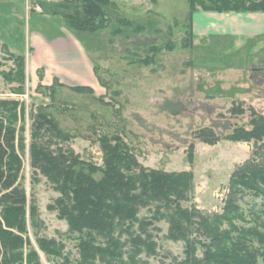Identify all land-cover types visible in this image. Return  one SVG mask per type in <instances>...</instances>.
<instances>
[{"label": "rangeland", "instance_id": "obj_1", "mask_svg": "<svg viewBox=\"0 0 264 264\" xmlns=\"http://www.w3.org/2000/svg\"><path fill=\"white\" fill-rule=\"evenodd\" d=\"M113 1L106 28L78 36L104 83L102 91L78 92L76 86L62 83L53 98L50 90L43 95L31 88L27 63L24 93L18 82L7 78L20 68L11 54L26 53L30 29L43 11L32 12L33 0H0V99L21 101L26 108L25 117L17 122L26 142L21 152V182L29 198L25 230L6 227L23 240L24 262L16 264H28L30 252L39 255L41 264H80V235L70 231L54 208L60 192L31 167L32 114L40 107L70 136L58 140L59 145L89 163L103 166L100 139L119 134L147 168L192 171V201L186 206L194 205L205 214L223 213L231 175L252 155L254 141L229 136L236 127H252L254 110L264 115V69H255L264 67V38L198 33L200 13L215 11L198 6L192 13L189 0ZM202 128H211L219 139L203 141L197 136ZM260 202L247 192L238 203L250 220L261 209ZM139 216L151 217L152 211L143 208ZM155 226L151 230L157 255L142 253L138 264L184 260L185 243L168 237L169 224L162 220ZM198 255H203L201 250Z\"/></svg>", "mask_w": 264, "mask_h": 264}, {"label": "trees", "instance_id": "obj_2", "mask_svg": "<svg viewBox=\"0 0 264 264\" xmlns=\"http://www.w3.org/2000/svg\"><path fill=\"white\" fill-rule=\"evenodd\" d=\"M32 3V12L34 5L39 4L44 14L59 19L77 37L106 28L110 9L115 7L113 0ZM189 3L192 13L198 6L223 13L264 12V0ZM4 45L8 48L7 43ZM11 55L20 68L7 78L18 82L24 93L26 56ZM60 87L63 84L59 82L51 86L39 84L37 91L45 95L50 90L48 95L54 98ZM73 89L94 94L88 86ZM25 113L23 102L0 99V206L4 218L0 219V264L24 262L23 240L6 227L25 230L29 198L21 182V152L25 151L26 142L24 136H19L17 126ZM32 115L31 167L48 177L60 192L54 208L67 220L70 231L80 235V264H138L142 253L157 255L158 244L151 227L156 229L155 222L162 220L169 224L168 237L185 243V259L172 264H264V115L254 110L252 127H236L229 136L233 140L254 141V149L251 157L232 173L224 211L215 214H205L194 205L186 206L192 201V171L147 168L119 134L101 137L104 165L100 167L59 145L58 140H68L70 136L46 109L40 107ZM197 136L206 142L219 139L211 128L200 129ZM247 192L261 200V209L252 213L250 220L238 203ZM32 208L34 213L35 207ZM143 208H149L152 216L141 219L139 213ZM12 213L16 217L11 218ZM200 250L202 256L198 255ZM28 264H41L36 252L28 254Z\"/></svg>", "mask_w": 264, "mask_h": 264}, {"label": "crops", "instance_id": "obj_3", "mask_svg": "<svg viewBox=\"0 0 264 264\" xmlns=\"http://www.w3.org/2000/svg\"><path fill=\"white\" fill-rule=\"evenodd\" d=\"M42 16L35 19L26 43L27 79L31 88L59 82L88 86L95 93L102 91L96 65L82 40L56 17L44 13ZM196 27L198 33L264 38V12H201Z\"/></svg>", "mask_w": 264, "mask_h": 264}, {"label": "built area", "instance_id": "obj_4", "mask_svg": "<svg viewBox=\"0 0 264 264\" xmlns=\"http://www.w3.org/2000/svg\"><path fill=\"white\" fill-rule=\"evenodd\" d=\"M35 11H42V7L39 4L34 5Z\"/></svg>", "mask_w": 264, "mask_h": 264}, {"label": "flooded vegetation", "instance_id": "obj_5", "mask_svg": "<svg viewBox=\"0 0 264 264\" xmlns=\"http://www.w3.org/2000/svg\"><path fill=\"white\" fill-rule=\"evenodd\" d=\"M255 69H259V70H260V69H264V67H261V68H256V67H255Z\"/></svg>", "mask_w": 264, "mask_h": 264}]
</instances>
